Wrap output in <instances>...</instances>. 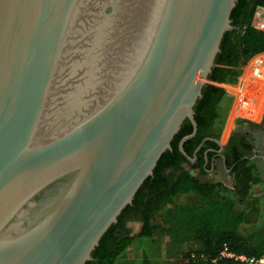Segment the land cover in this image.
<instances>
[{
    "label": "water",
    "instance_id": "95a60500",
    "mask_svg": "<svg viewBox=\"0 0 264 264\" xmlns=\"http://www.w3.org/2000/svg\"><path fill=\"white\" fill-rule=\"evenodd\" d=\"M236 1L0 0V264L92 258L189 119L185 153Z\"/></svg>",
    "mask_w": 264,
    "mask_h": 264
},
{
    "label": "trees",
    "instance_id": "16d2710c",
    "mask_svg": "<svg viewBox=\"0 0 264 264\" xmlns=\"http://www.w3.org/2000/svg\"><path fill=\"white\" fill-rule=\"evenodd\" d=\"M230 17L236 29L224 33L209 82L202 88V96L194 106L197 132L184 143L187 152H191L195 142L203 136L219 138L222 120L218 104L225 95V89L217 83L234 82L238 74L236 68L249 57L264 52V0H254L251 5H247L246 0H237ZM204 106H207L206 111L202 109ZM244 121L242 119L238 123ZM191 131L192 124L185 119L171 141V148L176 153L178 140ZM199 155L203 162L202 154ZM169 156L171 151L167 149L132 202L103 234L92 258L85 264H114L116 256L132 240L129 229L123 234H115L119 225L124 228V216L131 210L140 213L142 226L139 235H171L179 254V264H249L234 257L220 256L224 246L235 253L264 254V228L257 229L251 225L240 229L246 216V198L241 194L231 195L240 189V184L229 189L221 182L200 181L189 170L178 166L170 178L164 177L163 166L174 162L168 160ZM245 164L241 162L235 167L239 170L236 173L239 177ZM255 174L258 177L256 169ZM108 240L112 241L110 246H106Z\"/></svg>",
    "mask_w": 264,
    "mask_h": 264
},
{
    "label": "rangeland",
    "instance_id": "374dc122",
    "mask_svg": "<svg viewBox=\"0 0 264 264\" xmlns=\"http://www.w3.org/2000/svg\"><path fill=\"white\" fill-rule=\"evenodd\" d=\"M263 56L264 52L257 53L242 62L235 71L238 72L235 81L239 77H246L250 72L253 58L255 56ZM233 83V82H231ZM225 89V95L218 104L219 116L222 120L219 126V138L222 142L226 141L230 133L239 127L238 121H250L253 123H261V112L264 109L263 95L255 97L254 103L250 104L251 115L244 118L237 113V103L243 101L240 113L246 106L247 97L241 96L234 98L229 91V82L217 83ZM257 111V112H256ZM255 166L253 161H248L241 172V177L235 175L227 181V187L233 188L240 184L239 190L231 192L232 196L243 195L246 198V216L244 222L240 225V229L254 225L257 229L264 228V182L255 174ZM200 181L218 182L219 176L213 173L200 172L194 170ZM142 224L139 221L132 223L129 229V235L132 237L130 243L116 256L114 264H179V254L176 252L171 235L169 233H156L152 236H141L138 233ZM253 256H260L250 254ZM264 255V254H262Z\"/></svg>",
    "mask_w": 264,
    "mask_h": 264
},
{
    "label": "flooded vegetation",
    "instance_id": "af4514ba",
    "mask_svg": "<svg viewBox=\"0 0 264 264\" xmlns=\"http://www.w3.org/2000/svg\"><path fill=\"white\" fill-rule=\"evenodd\" d=\"M253 1L246 0V3L251 5ZM234 28L236 29V27L232 29ZM202 109L206 111L207 106ZM181 138L177 142V153L173 148L169 149L171 156L168 160L174 162L163 166L162 174L164 177L170 178L178 166L189 171L199 170L200 172L205 171V173L216 174L219 176L218 182L227 185V181L232 177L234 178L238 173L239 170H235L237 165L241 162L253 161L258 177L264 182V115L261 123L244 121L239 124V127L234 129L224 142L214 135L203 136L198 142H195L191 152L185 151L184 147L185 153L180 150L179 142ZM187 140L183 142V145ZM211 142H214V144H211ZM203 148L205 149L203 150ZM200 153L203 156V162H201ZM194 164L196 166L191 167ZM135 221H141L140 213L131 210L124 216V228L119 225L115 234H123L132 227V223ZM111 240L106 242V246L112 244Z\"/></svg>",
    "mask_w": 264,
    "mask_h": 264
},
{
    "label": "built area",
    "instance_id": "2783aa9c",
    "mask_svg": "<svg viewBox=\"0 0 264 264\" xmlns=\"http://www.w3.org/2000/svg\"><path fill=\"white\" fill-rule=\"evenodd\" d=\"M230 88L228 91L234 95L233 97L238 98L241 96L247 97L246 106L243 107L242 112L240 113L241 105H244L243 101L238 102L237 113L241 114L244 118H249L251 115V108H249L250 104L254 103L255 97L258 95H263V104H264V57L263 56H255L252 61L251 69L246 77H239L236 82H229ZM257 112V111H256ZM264 109L260 114L261 118H263ZM220 256L226 257H234L238 260L245 261L249 264H264V255H260L258 257L253 255H247L243 253H235L233 251L228 250L227 246L220 252Z\"/></svg>",
    "mask_w": 264,
    "mask_h": 264
}]
</instances>
